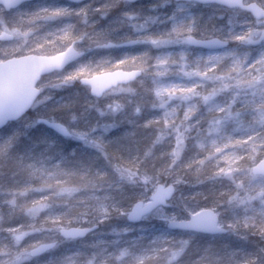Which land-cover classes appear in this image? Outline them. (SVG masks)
I'll return each mask as SVG.
<instances>
[{
	"label": "snow or ice",
	"instance_id": "1",
	"mask_svg": "<svg viewBox=\"0 0 264 264\" xmlns=\"http://www.w3.org/2000/svg\"><path fill=\"white\" fill-rule=\"evenodd\" d=\"M130 3L0 0V167L9 169L0 173L3 264L51 253L41 264H176L189 240L173 231L243 228L264 237V0H175L168 27L156 32L148 22L158 17L136 19ZM200 6L212 9L203 22ZM124 26L138 35L120 34ZM57 92L67 98L50 111L67 119L41 111ZM93 109L134 125L124 134L127 155L73 126ZM21 121L93 146L106 166L72 159L75 150L14 152L20 133L12 126ZM189 181L201 190L178 215L173 196ZM222 206L233 215L221 219ZM114 216L154 217L166 227L147 242L121 243L128 228L113 227V239L92 241L91 251L69 246ZM250 258L231 251L219 264Z\"/></svg>",
	"mask_w": 264,
	"mask_h": 264
},
{
	"label": "trees",
	"instance_id": "2",
	"mask_svg": "<svg viewBox=\"0 0 264 264\" xmlns=\"http://www.w3.org/2000/svg\"><path fill=\"white\" fill-rule=\"evenodd\" d=\"M67 98V97H65ZM59 100L55 102H50L46 109H42L45 115H55L58 119H67V116L63 112H51L50 109L58 103ZM92 116L99 115L94 109L90 111ZM109 118V119H108ZM103 121H99V123L93 126L91 123L84 125L79 129H84L89 132L90 135L102 133L101 138L105 141H111L110 148L119 149L124 155H127L128 152L126 150V146L129 141L124 138L125 132L131 130L134 125L126 122H118L117 119L113 117H108ZM113 119L116 121V125L104 130L102 125L106 122H111ZM25 122L21 121L19 124L13 125V128L19 129V137L15 143L14 152H22L25 154L31 153L33 155H40L41 153L45 155H58L59 153H63L68 155L73 150H75L76 156L72 157V159H84L88 161L90 159H95V162L98 166H106V162L102 157H100L97 150L90 145H85L82 141L71 137H60L52 133L50 130L45 128L42 124H37L35 126L26 127L24 126ZM83 125V124H82ZM91 138V137H90ZM95 139V136L92 137ZM0 173H2L5 177L9 174V169L7 167H0ZM195 190H201V186L195 185ZM194 186V187H195ZM186 188H194L193 185H186ZM204 190H207V185L203 186ZM136 192L140 191L139 189L135 190ZM131 193L132 190H129ZM125 223L124 217H116L114 216L112 220L107 223L102 224L98 229V231H105L99 237L105 240L113 239V233L109 231L113 227H118V224ZM165 229V228H163ZM172 235L179 238H187L190 235H194L195 239L193 244L198 248L202 249L206 246L207 243H211L214 246V251H217L219 254L224 255L226 252L236 251L241 256H253L258 255L260 252V248L264 247V240H262L258 235L253 234L251 232L246 231L243 228L237 230V232H226L222 235H204L197 233H189L182 231H173ZM122 237L121 243L124 241L132 242V237H135L132 231L127 233H120ZM99 237L95 234L90 235L86 238L85 241L80 242L77 241L74 245H69L70 247H85L86 250L91 251L92 249L87 247L91 244L92 241L99 239ZM146 242V239H144ZM107 247H111L108 245ZM197 254H199L197 252ZM46 258V257H42Z\"/></svg>",
	"mask_w": 264,
	"mask_h": 264
},
{
	"label": "rangeland",
	"instance_id": "3",
	"mask_svg": "<svg viewBox=\"0 0 264 264\" xmlns=\"http://www.w3.org/2000/svg\"><path fill=\"white\" fill-rule=\"evenodd\" d=\"M32 2L42 4V3H48V2H50V0H32ZM153 4H156L158 6L153 8V7H151V5H153ZM128 7L131 9H134L136 12L140 13V16L136 19H139L141 21L147 15H154V16L158 17V20L155 23H153L152 21L148 22V30L153 31V32L164 31L169 25V17L171 16L172 11L175 7V1L170 0V3L168 5L159 6V0H145V1L136 2L133 4H129ZM195 11H197V12L202 11L203 12V14H204L202 17V22H203V21L207 20L212 9L200 6L197 9H195ZM214 19H215V23L217 24V26L224 23V21L221 20L219 17H215ZM209 27H211V24H209ZM125 32L129 33L133 37L138 35V33L134 29H132L128 26H124L120 29V34H123ZM68 91H71V90H68ZM61 96L67 97L66 92H57L55 98L51 102H55V101L59 100V98ZM103 103H104V101L101 102L102 105H103ZM108 117H113V118L117 119L118 122H120V123L121 122L128 123V121L126 119H124L119 114H117L115 116H113L111 114H105V116H103V117H101L100 114L99 115L97 114L94 116H92L91 114H88L87 116L78 119V121L73 126L78 128V129L83 127L86 124H89V123H91L93 126H95L99 123V121H103ZM79 130L85 131L84 129H79ZM94 136H95V138L101 137L102 133L99 132L98 134L90 135L91 138ZM186 185H188V184H186ZM186 185H183L181 188L183 196L180 199L175 201L174 210L181 215L183 214V211H184V209H183L184 203L187 202V203L195 204L196 201L191 200L190 197H191L192 193L199 191V190H195L196 186L195 187L193 186L194 188H186L185 187ZM185 198H187V199H185ZM198 202L200 204L206 203V201L203 200V198H200ZM219 210L221 213V219H227L233 215V212L231 210L225 211L224 206H222ZM240 214H243L242 210H241ZM118 227L130 228L135 237H144V239H146V242H147V239H149L152 236V234H154L160 230H163V228H165L166 226L160 220H158L154 217H148V218L142 219L137 224H128L126 222V219H125V223L118 224ZM103 232H105V231H98V233L95 235H97L99 237L100 235H102Z\"/></svg>",
	"mask_w": 264,
	"mask_h": 264
},
{
	"label": "clouds",
	"instance_id": "4",
	"mask_svg": "<svg viewBox=\"0 0 264 264\" xmlns=\"http://www.w3.org/2000/svg\"><path fill=\"white\" fill-rule=\"evenodd\" d=\"M162 179H169V178L162 177ZM187 184L195 186L194 181H189ZM183 185L184 184L179 185V187L175 191V194L172 200L174 207H175V201L180 199L183 196V193L181 191V188ZM177 214L179 215L178 212ZM109 231H111V229H109ZM129 231H131L130 228H128L127 232ZM127 232H124V233H127ZM224 232H234L235 233L237 232V230L235 228L233 229L225 228ZM6 235H7L6 233H0V240H3ZM260 238L264 240V237H260ZM187 239L189 240V246L186 248L182 257L177 258L176 264H219V257H222L223 255L219 254L217 251H214V246L211 243H207L206 246H204L202 249H198L193 244V241L195 239L194 235L188 236ZM197 252L199 254H197ZM54 256H55V253L49 254V257H46V258L36 257L30 261V264H41V261L49 259V258H54ZM0 264H3V262L0 261ZM158 264H164V261L161 259L160 261H158ZM249 264H264V247L260 248L259 255L251 256Z\"/></svg>",
	"mask_w": 264,
	"mask_h": 264
},
{
	"label": "water",
	"instance_id": "5",
	"mask_svg": "<svg viewBox=\"0 0 264 264\" xmlns=\"http://www.w3.org/2000/svg\"><path fill=\"white\" fill-rule=\"evenodd\" d=\"M136 1H138V0H131V3H133V2H136ZM173 1H175V0H173ZM44 126H46L47 128H49V129H51L52 131H54L56 134H58V135H61V136H64L62 133H60L58 130H56L55 128H53V127H51V126H49L48 124H44V123H42ZM127 219V218H126ZM127 221L128 222H130V223H137L138 221H130V220H128L127 219ZM140 221V220H139ZM196 233H202V234H222V233H224V232H220V233H211V232H205V231H195Z\"/></svg>",
	"mask_w": 264,
	"mask_h": 264
}]
</instances>
